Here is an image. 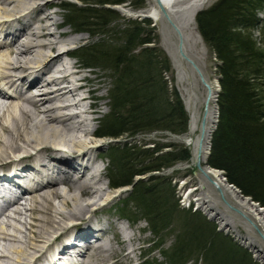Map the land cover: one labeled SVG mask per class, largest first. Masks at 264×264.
<instances>
[{
    "label": "bare ground",
    "instance_id": "6f19581e",
    "mask_svg": "<svg viewBox=\"0 0 264 264\" xmlns=\"http://www.w3.org/2000/svg\"><path fill=\"white\" fill-rule=\"evenodd\" d=\"M154 1L148 15L156 22L163 14L172 21L171 11L184 4ZM206 1L186 0L191 23L176 29L182 58L195 71L192 76L184 66L183 81L193 89H200L196 78L203 74L185 53L191 48L198 56L204 53L205 48L197 49L202 38L191 25L194 8ZM52 5L51 0H0V194L8 202L6 208L0 205V264H132L139 248V239L129 232L132 226L99 211L112 200L109 188L124 184L104 165L106 143L92 138L106 105L102 86L85 74L84 64L73 61L76 55L68 46L83 37L62 41L65 33L57 32L62 23ZM203 83L209 88L206 120L198 140L190 139L201 163L215 130V90ZM196 123L193 116L191 131ZM204 171L264 231L262 208L242 198L217 169L205 166ZM197 200L205 199L200 195Z\"/></svg>",
    "mask_w": 264,
    "mask_h": 264
},
{
    "label": "trees",
    "instance_id": "16d2710c",
    "mask_svg": "<svg viewBox=\"0 0 264 264\" xmlns=\"http://www.w3.org/2000/svg\"><path fill=\"white\" fill-rule=\"evenodd\" d=\"M77 1L61 5L66 26L93 38L106 34V31L107 34L115 33L110 40L116 41L114 44L106 46L98 41L78 47L74 52L88 69H94L97 63H101L114 73V87L109 97L112 110L106 119L101 120L99 135L118 137L144 131L185 134L189 118L182 98L164 76L170 70L169 61L161 50L149 47L153 40L145 36L147 31L141 27L151 24V20L129 19L122 31L111 27L121 16L114 6L129 4L138 10L145 7V1ZM263 9L264 0H218L196 15L202 38L219 63L221 87L217 98L218 124L212 134L207 165L223 171L230 184L262 207L264 21H261L259 13ZM124 109L125 115L121 113ZM119 149L111 154L112 165L113 162L116 164L119 174L115 171L111 176L123 181L122 185L132 186L133 178L143 176L147 171L160 172L181 160H190L187 150L182 149L174 153H162L163 147L154 151L140 148L135 152L126 147ZM132 158L140 159V166L146 162L153 166L146 171H138L137 167L134 168L136 165L129 164ZM166 191L159 184L151 187L141 181L132 195V203L140 204L137 206L142 208L144 219L154 233L173 227L171 222L177 219L180 236L170 253H166L169 264H187L196 251L208 264L255 263L247 252L213 229L197 212L177 209L175 213L173 197L170 193L165 194ZM121 213L133 218L132 212L125 207L121 208Z\"/></svg>",
    "mask_w": 264,
    "mask_h": 264
},
{
    "label": "rangeland",
    "instance_id": "374dc122",
    "mask_svg": "<svg viewBox=\"0 0 264 264\" xmlns=\"http://www.w3.org/2000/svg\"><path fill=\"white\" fill-rule=\"evenodd\" d=\"M144 1L145 7L138 10L132 8L129 4L114 6L113 8L117 10L121 16L119 17V20L112 24L111 27L120 29L122 31L123 27L128 24L129 19H138L140 21L143 19L151 20V24L143 25L141 27H145V30L147 31L145 36H148L153 40V43L149 45V47H155L161 50L162 54L169 61L170 70H167L164 73V76L169 81L170 85L177 89L182 98L184 109L189 118L187 132L183 135H175L167 132L144 131L135 135H132V133H127L118 137L110 135L101 136L97 134L100 122H102L109 116V114H111L112 100H110L109 97L111 94L110 90L113 89L115 82L114 73L111 72L104 64L97 63L96 68L89 70L85 69V74L92 78H98L100 85L102 86V89L99 93L104 95L106 105H103L100 110L99 119L96 120L94 125V137L92 138L98 141H104V143H106L104 145L103 152L106 153V155L108 154V157L105 158L104 165L107 167L110 166L114 172L116 171V174H119V171L118 168H116L117 166L114 162L112 165L111 154H113L116 149L120 150L119 148L124 147L129 148V150L132 152L140 150V148L154 151L157 150L158 147H163L162 153H174L182 149L187 150L190 160L188 162L181 160L175 164H172L170 168L161 169L160 172L147 171L143 176L134 177L132 180V186L122 185V187L119 188L111 186L108 192L113 194L112 200L101 206V209L99 210L100 214H115L119 218L123 217L120 219V221L124 226H132V231L129 232H132L139 239V248L133 255L134 257L132 258V264H148L146 263L148 261L150 263L154 262L156 264H169L167 258L165 257L166 253H170L169 250L175 244H177L180 236V227L176 221L177 219L173 218L175 220V222H171L173 227L166 228L164 230L161 229L158 233H154L152 232L151 225L146 223L144 219L145 214L141 211L142 208L137 206L140 204L133 205L132 203V195L139 182L143 181L146 185L151 187L159 184L160 188H166L167 191L165 194L170 193L172 195L175 213L177 209H191L193 212H197L203 220H206L207 223L210 224L213 229H215L221 235L229 238L232 243H234L242 251L247 252V254L251 256L252 261L255 262L253 264H264V261L260 260V250L264 253V231L256 224L255 217L246 215L245 211L239 207L234 198L229 193L222 191V189L220 191V188H217L212 183V179L204 171V167L208 166L207 159L210 154L211 139L209 141V150L207 152L208 154L205 161L201 163L200 159L197 160L198 158H196L195 154V142L198 140L201 130L204 127L206 114L208 111L206 100L208 96L207 90H209V88L204 86V79L208 83V86H212V88L215 90L214 101L211 106L212 114L214 116L213 120L215 121L213 128L215 129L217 127L219 118L217 98L221 89L220 76L218 73L219 63L202 38V35L198 29L196 15L201 10H206L212 7L218 0H207L203 5H199L194 8L195 23L191 25V28H195L197 32L195 36L199 35L202 38V44L200 43V47H197V49L200 51L202 48L205 49H203V55H196L194 48H191L193 51L189 52L190 50H188L185 54L195 61L194 63L199 67L201 73L203 74L204 79H202V76V78L200 77V73L199 77L197 76L196 78V80H198L200 83V89H193L189 81H183L184 66L187 67V70H192V76H194L195 73L192 66L189 65L188 62L184 60V58H182L183 55L180 51V37L176 30L178 27L183 28V26H186V24L191 23L189 21H191L190 18H192V16L190 18L188 16L189 8H185L184 6L186 0H183V6L175 7L174 11H171L173 14L171 17L172 21H169L167 16H164L163 14L160 22H156L152 18L144 16L148 14V10L156 5L154 0ZM51 2H53L51 11L57 13L56 19L62 23L57 32L65 33V36L61 38L62 41L68 42L71 38L83 37V39L76 44L68 46L71 48L72 53L74 50L76 51L78 47L93 45L98 41L103 42L102 44H105L106 46L116 43V41H110L114 38L115 33L113 34L110 32L107 34L108 31H106V34H101L100 36L96 35L93 38L92 35L87 33H77L73 28L65 25V12L61 8V5L65 2L78 3L77 0H51ZM259 14L260 18L263 19L261 21H264V13ZM193 31L194 30H192V32ZM7 39H9V37H7ZM120 41L121 40H119V42ZM188 45L189 44H187V47ZM72 58L73 61L84 64L80 58ZM121 113L125 115L126 109H124ZM193 116H195L197 120L196 131H191ZM191 138L195 142L191 141ZM129 164H132L133 166L136 165L134 168L137 167L138 171L144 169L146 171V169L151 168L150 166L152 165L151 163L148 164L146 162L140 166V159L137 158H132ZM218 171L220 172L221 170ZM107 181L110 182L109 175ZM235 189L236 192L239 190L237 187ZM192 191L194 193L187 201L188 197L186 196ZM240 193L238 192V194ZM200 195H202V198L205 199L201 204L197 200ZM241 195L242 194H240V196ZM55 203L59 204L58 201H55ZM257 204L258 203L255 204L257 208L262 207ZM124 207L132 212L133 218H128L126 215L121 213V208L123 209ZM262 210L264 211V207H262ZM187 237L188 236L186 235L185 238ZM249 243H254L255 247L250 246ZM191 245L195 247L196 242L195 245ZM200 255L201 254L198 251L193 253V256L189 258L190 261L187 264H208L207 262L201 260Z\"/></svg>",
    "mask_w": 264,
    "mask_h": 264
},
{
    "label": "water",
    "instance_id": "95a60500",
    "mask_svg": "<svg viewBox=\"0 0 264 264\" xmlns=\"http://www.w3.org/2000/svg\"><path fill=\"white\" fill-rule=\"evenodd\" d=\"M144 16H146V17H149V18H151V16L150 15H144ZM220 174L222 175V178L226 181V183L229 185V186H231L233 189H235L236 187L235 186H233L232 184H229L228 183V181H227V178H226V175H225V173L224 172H222V171H220ZM220 191H221V189H219ZM236 190V189H235ZM237 192H239L240 193V191L238 190ZM241 194V193H240ZM243 198H245V199H248V201L251 203V204H253V205H255L256 203H254V201H252L251 200V198H247V197H244L243 195H241ZM258 205V204H257ZM259 207V206H258ZM259 208H262V207H259Z\"/></svg>",
    "mask_w": 264,
    "mask_h": 264
}]
</instances>
